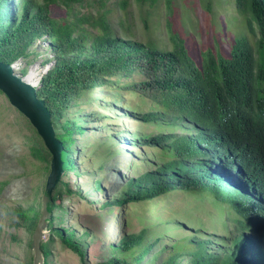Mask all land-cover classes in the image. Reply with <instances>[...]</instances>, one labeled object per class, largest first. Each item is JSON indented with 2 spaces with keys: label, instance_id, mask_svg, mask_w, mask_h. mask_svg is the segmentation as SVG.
Here are the masks:
<instances>
[{
  "label": "trees",
  "instance_id": "16d2710c",
  "mask_svg": "<svg viewBox=\"0 0 264 264\" xmlns=\"http://www.w3.org/2000/svg\"><path fill=\"white\" fill-rule=\"evenodd\" d=\"M85 1L0 0V59L13 64L19 57L37 55L38 46L53 54L36 93L44 98L51 114L63 161L61 175L77 168L70 159L75 141L72 135L84 131L78 118L67 115L70 103L103 85L107 77L137 72L145 78L128 89L149 98L157 110L126 114L151 123L160 120L184 132L140 140L158 147L167 159L127 179L122 190L102 205L142 201L173 189L212 190L216 198L228 202L235 235L215 243L212 233L206 234V239H189L177 244L158 264H264V0H234L240 18L231 16L237 27L228 49L205 50L200 60L188 46L187 37L171 26L170 48L151 40L122 37L116 33L103 0L96 15L75 12V5ZM166 1L169 5L171 0ZM121 5L125 7L126 0H121ZM51 6H63L65 15L51 16ZM29 153L40 161L50 157L38 135L32 138ZM61 175L49 204L50 236L40 244L43 264H49L48 244L53 236L81 257L85 255L87 231L79 234L58 225L56 209L61 207L56 200L60 201L64 192L73 193ZM14 213L18 219H11L9 225L33 232L41 209L31 205L15 208ZM145 236L143 231L123 234L109 245L111 257L95 264H138L157 242L142 244ZM149 261L155 264L152 258Z\"/></svg>",
  "mask_w": 264,
  "mask_h": 264
},
{
  "label": "rangeland",
  "instance_id": "374dc122",
  "mask_svg": "<svg viewBox=\"0 0 264 264\" xmlns=\"http://www.w3.org/2000/svg\"><path fill=\"white\" fill-rule=\"evenodd\" d=\"M103 1L119 36H130L143 42L151 40L163 48H170L171 26L187 37V44L197 60L205 50H227L237 27L231 16L240 18L232 5L234 0H171L169 5L166 0H156L152 4L149 0H126L125 7L121 0ZM99 8L100 0H86L83 5H75V12L96 15ZM50 15L56 18L64 16L65 9L63 6H51ZM122 26L129 30L130 35ZM250 41L255 44V37L250 35ZM33 42V46L37 45L38 39ZM37 51V55L19 57L12 64L13 70L23 78H29V75L35 87L39 86L46 65L53 56L51 51H44L39 46ZM144 78L137 72L127 77L112 75L103 85L94 87L70 103L67 115L78 118L84 131L72 135L75 141L70 159L75 161L77 168L66 171L61 180L73 193L64 192L62 199L56 200L61 207L56 209V215L59 226L79 234L87 231L88 235L83 239L86 242L83 257L53 236L48 244L49 264L105 261L112 254L109 245L126 233L143 231L146 236L142 244L146 245L157 239L138 264H148L150 258L158 264L177 244L192 238L206 239V234L212 233L215 236L211 241L215 243L235 235V222L230 219L228 202L220 201L209 189H173L142 201L102 205L103 201L122 190L127 179L152 170L167 159L158 147L140 140L154 134L184 132L160 120L151 123L126 114L157 110L149 98L128 89ZM57 128L60 132V127ZM37 135L29 120L0 92V264L33 262L32 231L9 223L11 219H18L15 208L34 205L41 209L50 157L48 161H40L30 155V143ZM49 236L46 225L41 242ZM159 249L163 250L162 253L155 255Z\"/></svg>",
  "mask_w": 264,
  "mask_h": 264
},
{
  "label": "water",
  "instance_id": "95a60500",
  "mask_svg": "<svg viewBox=\"0 0 264 264\" xmlns=\"http://www.w3.org/2000/svg\"><path fill=\"white\" fill-rule=\"evenodd\" d=\"M0 91L7 97L10 104L21 112L35 128L50 153L49 172L41 196V214L31 236L33 250L32 264H43V254L40 248L44 228L48 224L51 210L52 191L60 177L63 168L60 151L51 121V114L45 105V100L38 97L36 87L26 82L21 74L13 70L12 64L0 59Z\"/></svg>",
  "mask_w": 264,
  "mask_h": 264
},
{
  "label": "bare ground",
  "instance_id": "6f19581e",
  "mask_svg": "<svg viewBox=\"0 0 264 264\" xmlns=\"http://www.w3.org/2000/svg\"><path fill=\"white\" fill-rule=\"evenodd\" d=\"M35 75H33V78H34ZM29 78H23L26 82H29L31 84H33L35 86V83H33L31 80H30V76L28 75Z\"/></svg>",
  "mask_w": 264,
  "mask_h": 264
}]
</instances>
